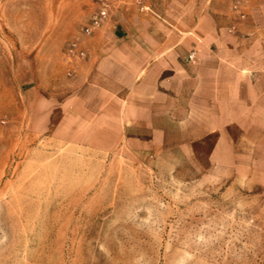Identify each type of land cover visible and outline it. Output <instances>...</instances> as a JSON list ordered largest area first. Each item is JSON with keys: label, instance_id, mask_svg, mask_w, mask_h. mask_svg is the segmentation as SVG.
I'll list each match as a JSON object with an SVG mask.
<instances>
[{"label": "rangeland", "instance_id": "obj_1", "mask_svg": "<svg viewBox=\"0 0 264 264\" xmlns=\"http://www.w3.org/2000/svg\"><path fill=\"white\" fill-rule=\"evenodd\" d=\"M104 2L0 0V264H264L263 157L225 180L207 173L216 135L193 158L151 159L27 130L28 67L38 85L63 86L66 49ZM231 4L245 20L248 1Z\"/></svg>", "mask_w": 264, "mask_h": 264}, {"label": "crops", "instance_id": "obj_2", "mask_svg": "<svg viewBox=\"0 0 264 264\" xmlns=\"http://www.w3.org/2000/svg\"><path fill=\"white\" fill-rule=\"evenodd\" d=\"M247 1L241 20L231 0H121L81 38L86 58L66 49L63 86L38 85L28 67L27 130L151 159L176 150L193 158L216 135L207 173L252 175L248 159L264 158V0Z\"/></svg>", "mask_w": 264, "mask_h": 264}, {"label": "built area", "instance_id": "obj_3", "mask_svg": "<svg viewBox=\"0 0 264 264\" xmlns=\"http://www.w3.org/2000/svg\"><path fill=\"white\" fill-rule=\"evenodd\" d=\"M109 3L104 2L103 6L101 9L95 13L90 20V23L84 28L83 30V37H90L93 35L94 31L98 28H100L105 20L109 16ZM70 58L77 57L79 59H84L86 58L87 54L85 50L82 48V42H81V37L76 38L74 41H72L67 48V53H66ZM193 58V56H191Z\"/></svg>", "mask_w": 264, "mask_h": 264}]
</instances>
